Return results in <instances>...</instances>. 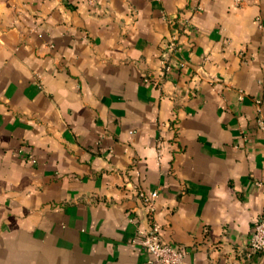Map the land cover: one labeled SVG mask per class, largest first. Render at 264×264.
Here are the masks:
<instances>
[{
    "label": "crops",
    "instance_id": "1",
    "mask_svg": "<svg viewBox=\"0 0 264 264\" xmlns=\"http://www.w3.org/2000/svg\"><path fill=\"white\" fill-rule=\"evenodd\" d=\"M256 98L264 0H0V264H161L138 190L186 264H264Z\"/></svg>",
    "mask_w": 264,
    "mask_h": 264
},
{
    "label": "built area",
    "instance_id": "2",
    "mask_svg": "<svg viewBox=\"0 0 264 264\" xmlns=\"http://www.w3.org/2000/svg\"><path fill=\"white\" fill-rule=\"evenodd\" d=\"M92 2V0H89ZM236 4L241 0H234ZM176 47L175 37L172 36L165 43V52H170ZM166 53H164L166 55ZM165 70L168 66H162ZM159 76H162L160 73ZM256 104V125L259 131L264 134V115L261 109V99H255ZM137 196L143 203L145 217L143 225L139 226L131 238V243L144 249L149 255V262L156 261L161 264H186L185 252L171 243L164 242L161 237L162 225L154 220L155 200L158 196L157 190H138ZM248 248L251 252H264V211L261 212L253 222L252 231L248 237Z\"/></svg>",
    "mask_w": 264,
    "mask_h": 264
}]
</instances>
